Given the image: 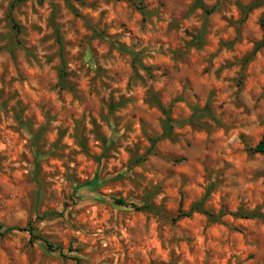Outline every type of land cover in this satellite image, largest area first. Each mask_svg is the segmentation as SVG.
<instances>
[{"label":"rangeland","instance_id":"rangeland-1","mask_svg":"<svg viewBox=\"0 0 264 264\" xmlns=\"http://www.w3.org/2000/svg\"><path fill=\"white\" fill-rule=\"evenodd\" d=\"M263 136L264 0H0V264H264Z\"/></svg>","mask_w":264,"mask_h":264},{"label":"trees","instance_id":"trees-1","mask_svg":"<svg viewBox=\"0 0 264 264\" xmlns=\"http://www.w3.org/2000/svg\"><path fill=\"white\" fill-rule=\"evenodd\" d=\"M166 129H167V133H171V129H172V124H171V117H167L166 119ZM251 150L253 152H258V153H262L264 154V136L263 138L257 143L256 146L252 147ZM117 202L118 203H121V204H125L126 203V200L124 198H116ZM140 208V207H139ZM189 214V213H188ZM3 227V224L0 222V229ZM20 229H23V230H28L30 231V233H33V227L29 226V227H23V228H20Z\"/></svg>","mask_w":264,"mask_h":264}]
</instances>
